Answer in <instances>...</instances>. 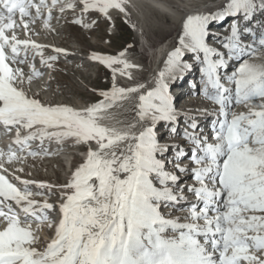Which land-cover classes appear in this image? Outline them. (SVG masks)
<instances>
[{"label": "snow or ice", "instance_id": "6c2138e0", "mask_svg": "<svg viewBox=\"0 0 264 264\" xmlns=\"http://www.w3.org/2000/svg\"><path fill=\"white\" fill-rule=\"evenodd\" d=\"M126 2L82 0V13L95 9L110 19L109 10L126 11ZM58 4L61 13L77 6L75 0H0V124L16 128L18 146L0 148V264H264V63L245 59L264 49V19H257L264 16V0H229L218 11L187 14L178 46L146 92L145 83H115L117 72L131 79L129 70L140 67L125 58L127 50L115 56L92 52L93 61L112 69L113 84L99 92L103 99L83 109L44 103L24 86L44 75L35 66L37 55L51 69L58 54H68L57 47V55L45 58V45L18 35L44 17V9V26L50 28ZM227 17L239 19L228 35L217 38L210 25ZM75 23L89 27L82 18ZM30 60L26 75L20 65ZM235 62L238 66L229 71ZM115 64L122 68H113ZM197 65L200 78L192 88L215 105L211 136L200 117L176 107L171 92ZM135 93H140L138 119L144 124L138 133L100 123L117 101ZM253 101L259 102L247 112L233 111L235 105ZM161 125L164 135H179L183 143H161ZM65 138L97 147L89 148L70 182L59 185L71 190L61 193L63 203L38 201L33 197L44 192L33 187L56 186L9 175L5 164L23 163L26 157L18 152L25 150L40 155L31 150L32 141ZM187 178L192 182L186 183ZM185 206L186 214L173 215ZM57 207L62 218L55 223L49 213ZM32 220L55 224V237L43 250L34 246L38 237Z\"/></svg>", "mask_w": 264, "mask_h": 264}, {"label": "rangeland", "instance_id": "374dc122", "mask_svg": "<svg viewBox=\"0 0 264 264\" xmlns=\"http://www.w3.org/2000/svg\"><path fill=\"white\" fill-rule=\"evenodd\" d=\"M216 1L218 0H207L206 4L202 6L206 13L218 11L222 7L226 6L225 2L219 1L216 3ZM207 3H209L208 5L210 6H207ZM79 7V9H82V5H80ZM129 12L130 14L128 16L124 12H118L114 14L109 13L110 19L105 17L95 9L90 10L86 13H82L81 10L80 12L74 13L73 15H69L70 12H66V14L60 13V17L57 16L55 18H58L60 20L56 21V23L54 24L50 23L51 27L49 28V42L53 39L54 41H56L58 39L57 37H60V40H57L56 43L61 44V48L74 51L76 53H68L67 55H65L64 53L58 54L59 58L54 62V67L51 69L47 68L44 64L39 62V65L43 66L42 72L44 73V75L42 77L36 78L35 81L33 80L30 85L26 83L27 88L30 89V91H33V93H35L38 97L46 99L49 101V103L52 104L70 103L72 105H76L78 103V106H80V104L91 105L103 99V97L99 95L100 91L109 90L111 88L113 84V71L105 65L101 64V62L89 59L88 56L91 57L92 52H98L101 54H108V52H111L114 54H119L124 50H127V55L130 57L131 61L133 60L137 65H140L139 68L135 69L136 71L138 70L136 75L139 71H141L142 74L140 78L136 77L134 79H129L128 77L121 76L119 77L115 75V83L118 86L125 87H130L138 83H145L148 87L150 84L154 83L155 77H153L152 74L154 72H156V74L158 73L159 69L157 62L160 65L164 64L167 60L168 53L176 46H178V37L182 34V20L178 19L176 22H172L170 20H167L166 15L164 16L159 11H156L149 12V14L147 13L146 15L142 16L141 22H139L138 19L134 17V13L132 11ZM80 18H82L84 24H88L89 27H84L83 24L75 23V21ZM257 19H264V16L258 14ZM36 23L38 22L34 21L31 23V25H35ZM43 24L44 23L40 25ZM160 24H166L173 27L172 31L162 35L154 32L151 36V40L143 38L145 27L150 28L151 26H158ZM253 27H255V25H253ZM257 31L259 32V29H257ZM39 36L42 37V34L40 33ZM245 39H250V37H245ZM161 46H163V48H166L165 54H163L161 57H156V52L159 51ZM43 53L45 55V58L50 55H57V53H55V51L51 49H45L43 50ZM260 54H264V49H260L255 54V56ZM261 55L259 57H255L253 55V62H251L258 64L264 63V56L261 57ZM37 58L40 59V56L37 55L36 60ZM159 60L161 61L159 62ZM29 65L27 64V66ZM24 71L27 75L30 70ZM142 91L145 92L146 88ZM139 95L140 93H135V95L132 94L128 98L129 100L131 97L134 98V103L131 106L130 111L127 114L123 115V117L121 116L122 118L116 114V111L117 109L125 107L128 99L118 101L117 105H114L113 109L116 110L114 111L115 113L113 112L112 114H114L116 117L118 116L117 120L119 122H130L131 118H133L138 108V105L136 103L139 100ZM199 95L202 96L203 94L201 93ZM199 95L197 94V97H199ZM183 96H185V93L181 94V97ZM181 97L180 101L182 102L180 103H185L186 100L191 101L192 98L186 97L182 100ZM258 102L259 101H253V103ZM206 103L209 104V101L206 99H200L197 103H195L194 107H196L197 109H202L204 106H206ZM242 108L243 106L241 105H235L233 107V111H235L237 114L241 112H247L245 108ZM157 130L159 131V128ZM167 137L168 136H164L163 138H161V143H163V141H165ZM127 143L133 142L126 141L125 144ZM83 144H85V146H82V148L80 147V149L86 151H88L90 147L92 149H95L97 147L95 142ZM121 147H124V145H121ZM70 149L77 150V144L75 142L69 144V149L67 150ZM39 152L43 154V151ZM51 154L52 153H49V158L42 157L46 155L35 156L32 159V163L29 161L30 158L29 160L25 159L27 163L24 162V164H20L18 168L15 169H19L24 166L23 173L25 175H21L27 179L41 181H46V179H48L50 184L56 186L53 187L55 191L50 192L49 189H39L37 187H33V191H43L45 192L43 196L46 199L49 197L50 200L53 201L58 200V198L64 199L61 196V193L64 191H71L70 189L65 190L59 187V185L67 184L68 182H70L68 172L64 170V166L66 169L67 165L69 164L67 161H70V159L73 157L75 161H78V167L80 163L83 162V159L82 157L78 158V156H76L74 152L72 153V151L60 155L62 157V160H60L58 157L52 156ZM43 196L36 197L44 198ZM175 214L176 212L173 213V215ZM51 216L56 217L57 213L52 214ZM54 229L55 225L49 227V233L54 232ZM37 237L38 240L34 246L39 250L45 249L49 241L43 236L38 235Z\"/></svg>", "mask_w": 264, "mask_h": 264}, {"label": "bare ground", "instance_id": "6f19581e", "mask_svg": "<svg viewBox=\"0 0 264 264\" xmlns=\"http://www.w3.org/2000/svg\"><path fill=\"white\" fill-rule=\"evenodd\" d=\"M219 1H223V2H225L226 4L229 2V0H218V1H216V3L217 2H219ZM206 2H207V0H127V2H126V4L124 5V7H125V9H126V11H120V10H117V9H110V11H109V13H112V14H114V13H118V12H124V13H126L127 14V16L130 14V12L129 11H132L133 13V15H134V17L135 18H137L138 19V21L139 22H141V18H142V16H144V15H146L147 13L149 14V12H156V11H159L160 13H162L164 16L166 15V17H167V20H170V21H172V22H176L178 19H180V20H182L183 21V19H185L186 18V15L187 14H195V13H206L205 12V10H204V8L202 7V6H204V4H206ZM49 3H50V0H49ZM210 3V2H209ZM209 3H207V6H210V5H208ZM215 3V4H216ZM214 4V3H213ZM129 6H131L130 8H128ZM208 8V7H207ZM77 9H79V8H77ZM204 10V11H203ZM31 11V14L33 15V16H35L34 14H35V12H33V10L31 9L30 10ZM56 11H58V8L56 9ZM75 12H78V11H76V10H73V12H68L69 13V15L71 14V15H73ZM58 13V12H57ZM57 13H52V19H51V21H50V23L51 24H54V23H56V21H59L60 19H55L57 16H59L60 17V15L59 14H57ZM47 16H44V17H41V18H37V19H35V21L36 22H38V23H36L35 25H31V23L29 24V30H30V33H32V36H31V38H36L37 40L39 39V38H41V39H46V41L48 40L49 41V28H46L45 26H44V24L43 25H40V24H42V23H44V19L46 18ZM131 17V16H130ZM134 17H132V18H134ZM146 17V16H145ZM234 19V21L236 20V19H239V17H228L227 19ZM25 19H29L28 17H26ZM132 20V19H131ZM179 20V21H180ZM62 21V20H61ZM150 21V20H149ZM226 21V23H227V20H225ZM233 21V22H234ZM40 22V23H39ZM134 22H135V20H134ZM220 22V21H219ZM231 23V21H228V24H230ZM232 24V23H231ZM221 25H224V23H223V21L221 22ZM73 26V25H72ZM75 26V25H74ZM143 26H144V24H143ZM59 27V26H58ZM141 28V27H140ZM172 28L173 27H171V26H169V25H162V24H160V25H158V26H151L150 28H146L145 27V30H144V35H143V38L144 39H148V40H151L152 38H151V36L153 35V33L155 32V33H157V34H159V35H162V34H167L168 32H170V31H172ZM72 30V29H71ZM212 30V31H211ZM219 31L221 30V28H219L218 29ZM43 31V32H42ZM146 31V32H145ZM210 31L211 32H213V31H215V21L214 22H212L211 23V25H210ZM52 32V31H51ZM21 33H25V30L24 29H20V31L18 32V34H21ZM42 34V37H40L39 36V34ZM213 33H215V32H213ZM52 34V33H51ZM171 34V33H170ZM216 35V37H217V34H215ZM58 38V39H57ZM56 39L57 40H60V37H57ZM41 39H39L40 41H42ZM94 39V38H93ZM56 40V41H57ZM246 40H248V39H246ZM56 41H54V39L53 40H51L50 41V43L52 44V45H57V46H60L61 44H58V43H56ZM47 49L49 50V49H51V50H54V48H51V47H47ZM74 49V48H73ZM76 49V48H75ZM146 49V48H145ZM44 50V49H43ZM165 51H166V48H163V46H161V48L159 49V51L158 52H156V57L157 56H159V57H161L163 54H165ZM68 52H70V53H72V52H74V51H70V50H68ZM261 52V51H260ZM159 53V54H158ZM73 54V53H72ZM75 54V53H74ZM108 54L109 55H118V54H114V53H111V52H108ZM30 55H31V53H30ZM261 55V54H260ZM260 55H257V56H255V57H259ZM264 56V54H262L261 55V57H263ZM44 57H45V55H44ZM88 58L89 59H91V57L90 56H88ZM126 59H128L131 63H133V64H136V62L135 61H131L130 60V57L128 56V55H126V57H125ZM186 58L190 61L191 59H192V56H191V54H188L187 56H186ZM245 59H248L249 60V62H253V57L251 56V57H245ZM35 60H36V58H35ZM71 60V59H70ZM73 60V59H72ZM92 60V59H91ZM90 61V60H89ZM161 60H159V62H160ZM39 62L41 63V59H39V58H37V60L35 61V66H36V68L37 69H39L40 71H43V66L42 65H39ZM67 62V61H66ZM99 62V61H98ZM28 65L30 64L31 65V60L29 61V63H27ZM27 64H23V65H20V67H24L23 69L24 70H26V71H28V70H31V67H29V66H27ZM102 64V63H101ZM104 65V64H103ZM157 65H158V72L161 70V69H163L164 67H165V63L164 64H159L158 62H157ZM106 66V65H105ZM159 66H160V68H159ZM237 66V64H236V62L235 63H233V66H231L232 67V69L233 68H235ZM107 67V66H106ZM113 68H122V65H120V64H115V65H113ZM136 68H132V69H130L129 71H131V73H132V79H134V78H136V77H141V74H142V72L141 71H139L138 72V74L136 75V73H137V71L135 70ZM29 73H30V71H29ZM28 73V74H29ZM155 73V74H154ZM153 74H152V76L153 77H156V72H154ZM192 73V74H191ZM194 72H192V71H190V74H189V76L191 75V77H193L191 80H187L188 82H186V83H188V84H186V83H184L183 85H187V88L184 90V92L183 93H185V96H183V97H181V94H177V92L179 91V90H181L180 88V86H176V85H174V86H172V88H171V91H172V89H173V87H177V90H176V95H174V98H175V103H178V105L179 106H181V108L180 109H182V106L184 107V106H188V107H192V106H195V103H197L198 102V100H200V99H206L203 95L201 96V95H199V97H197V92H198V89H193L192 88V83H193V81H198L199 80V78H197L198 76H197V74L195 73V74H193ZM135 74V75H134ZM115 75H117V76H121V77H127L126 75H120L118 72L115 74ZM34 81H35V79H34ZM132 81V80H131ZM133 82V81H132ZM133 84V83H132ZM153 84L154 83H152V84H150L147 88H146V91L148 90V89H150L152 86H153ZM231 83H228V85L227 86H229ZM25 88L26 89H28L27 88V86H26V83H25ZM233 88H234V85L232 86ZM29 91H30V89H28ZM44 90V89H43ZM145 90V89H144ZM196 90V93L194 92ZM145 91V92H146ZM186 91V92H185ZM36 92V91H35ZM135 95V94H134ZM134 97V96H133ZM180 97L182 98V100L183 99H185L186 97H188V98H191V101H185V103H180V102H182V101H180L181 99H180ZM194 98V99H193ZM189 100V99H188ZM207 100V99H206ZM43 101H45V102H47V103H49V101L48 100H46V99H43ZM209 101V100H208ZM118 102V101H117ZM117 102H116V104L115 105H117ZM136 102V101H135ZM210 102V101H209ZM133 103H134V98H130V100L128 99V102L126 103V106L125 107H122L121 109H117V111H116V114L118 115V116H122L123 117V115H125V114H127L129 111H130V108H131V106L133 105ZM253 103V102H252ZM252 103H249V104H239V105H241V106H243V108L242 109H246L247 111L249 110V108H250V106H252ZM54 104H64V103H54ZM78 104V103H77ZM72 105V104H66V105H69V106H72V107H74V108H77V109H83V108H86V107H88V106H90L89 104L87 105V104H83V105H81L80 104V106H78V105ZM137 105H139V100H138V102L136 103ZM114 107V106H113ZM177 107V106H176ZM187 107V108H188ZM116 109H113V108H111V109H109L108 111H107V113H105L104 115H105V118L104 119H102L101 121H100V123H102V124H104V125H106V126H109V127H116V128H118V129H123V130H127V131H133V132H139L140 130H141V128H142V125L144 126V124H142L140 121H139V119H138V108H137V111L135 112V115L133 116V118H131V120H130V122H124V121H121V122H119L118 120H117V118H118V116L116 117L114 114H112L114 111H115ZM184 110H187L185 107H184ZM115 113V112H114ZM192 114H195V113H192ZM195 115H197L198 117H200L201 119H205L206 118V116L204 115V114H195ZM121 117V118H122ZM208 119V118H207ZM206 119V120H207ZM129 125H131L132 127L131 128H129ZM163 126L161 125L160 127H159V134H160V131H162V133H164V129L162 128ZM205 131V130H204ZM7 133L6 132H2L1 134H0V148H3V149H5L6 151H7V149H8V147H9V145H12V147H14V148H18V146L17 145H15V143H11L10 141L12 140V137L9 135V138H10V141L8 140V139H6V137H7ZM21 135H26L25 133H22ZM164 136H166V135H164V134H160V140H162L161 138H163ZM16 136L14 135V138H15ZM176 139H180V136L179 135H177L176 137H175ZM15 140V139H14ZM65 141H68V142H70V143H72V142H75L76 143V141H75V139L74 138H65L64 139ZM31 143H33V144H31V150H36V151H43V150H41V149H39V147L40 146H44L45 145V143L46 142H43V144H41V142H40V140H35V141H32ZM165 143V142H164ZM77 144V148L78 149H80V147L82 148V146H85V144H83V143H76ZM167 144H168V142H167ZM171 144V143H170ZM54 145H52V147H53ZM66 145H64V144H61V143H58V144H56V146H55V148H54V150L53 151H56V152H58L57 154H55L54 152H52V156H55V157H58L60 160H62V157L60 156V155H62V154H64V153H66V152H70V151H68V150H66ZM87 147V146H86ZM95 148V147H94ZM47 152H45V151H43L42 153L43 154H40V155H38V156H42V155H46V156H42V157H44V158H49V150H46ZM89 151V150H88ZM85 152H87V151H85ZM45 153H48V154H45ZM72 153H73V151H72ZM18 155H20V156H23V157H26V160H29V158H30V162L32 163V159L35 157V156H31V155H28L27 154V150H25V151H23V152H18ZM86 155L88 156V152L86 153ZM69 158V157H68ZM55 160V159H54ZM86 160L87 159H85V160H83V162H82V164L83 163H85L86 162ZM45 161V160H44ZM67 161V160H66ZM25 163H27L26 161H24ZM24 162L23 163H20V162H14V163H12V164H5V166H7V167H9V168H11V169H13V170H15L16 171V169L15 168H18V166L21 164H24ZM68 163H69V161H67ZM47 163H49V162H47ZM34 164V163H33ZM61 165V164H60ZM67 165V164H66ZM56 166H57V164H56ZM64 166V165H63ZM27 167V166H26ZM23 168H24V166H23ZM28 168V167H27ZM64 170L66 171V169H65V166H64ZM67 172V171H66ZM19 174H23V175H25L23 172H18ZM7 174H9V173H7ZM10 175V174H9ZM49 178V177H48ZM187 180V179H186ZM39 181H41V180H39ZM45 182H47V183H49V180L48 179H46V181ZM51 182V181H50ZM55 183V182H54ZM57 183V182H56ZM53 185V184H52ZM50 192L51 191H55L53 188L52 189H50L49 190ZM45 193V192H44ZM44 197V196H43ZM34 199H37L36 198V196L35 197H33ZM40 201H44V200H47L48 202H53V201H51L50 200V198L48 197L47 199L44 197V198H38ZM59 199V198H58ZM64 202V201H63ZM51 213V215L52 214H56L57 213V216L56 217H53L54 219H52L53 221H55V223H58V221L62 218V214L61 213H59L58 214V212L57 211H53V212H50ZM179 214H181V215H184L185 213H179ZM257 214V213H256ZM53 216H55V215H53ZM32 223H31V228H32V230H33V232H34V234L36 235V236H43L44 238H46L47 240H49L50 242H51V240L55 237V231L54 232H52V233H49V222L48 221H45V222H43V223H41V222H39V221H36V220H34V221H31ZM53 225H55V224H53ZM3 225H0V227H2ZM55 230V229H54ZM38 233V234H37Z\"/></svg>", "mask_w": 264, "mask_h": 264}]
</instances>
